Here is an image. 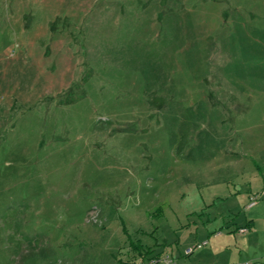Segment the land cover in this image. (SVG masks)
<instances>
[{"label": "rangeland", "instance_id": "obj_1", "mask_svg": "<svg viewBox=\"0 0 264 264\" xmlns=\"http://www.w3.org/2000/svg\"><path fill=\"white\" fill-rule=\"evenodd\" d=\"M259 135L264 0H0V264L202 228Z\"/></svg>", "mask_w": 264, "mask_h": 264}, {"label": "crops", "instance_id": "obj_2", "mask_svg": "<svg viewBox=\"0 0 264 264\" xmlns=\"http://www.w3.org/2000/svg\"><path fill=\"white\" fill-rule=\"evenodd\" d=\"M255 143V148L246 150L250 162L237 159L228 165L236 171L235 179L216 182L212 178L197 184H213L209 199L220 196L206 210L213 214V221L205 220L202 228H138L135 241L124 245L127 256L122 264L164 255H170L176 264H264V135H259ZM231 180L237 182L233 187ZM255 197L257 201L251 205ZM234 214L242 219L230 227L222 217ZM243 228L249 231L240 234ZM203 242H207L204 247L185 254Z\"/></svg>", "mask_w": 264, "mask_h": 264}, {"label": "built area", "instance_id": "obj_3", "mask_svg": "<svg viewBox=\"0 0 264 264\" xmlns=\"http://www.w3.org/2000/svg\"><path fill=\"white\" fill-rule=\"evenodd\" d=\"M264 195V193H262ZM257 201V198H253L251 200V205L255 204ZM249 230L246 228H243L239 231L240 234L247 233ZM207 244V242L199 243L195 245L193 248H189L186 250L185 254L189 255L191 254L194 250L200 249L204 247ZM137 264H176L175 260L170 256V255H164L159 258L157 257H152L148 260H140Z\"/></svg>", "mask_w": 264, "mask_h": 264}]
</instances>
